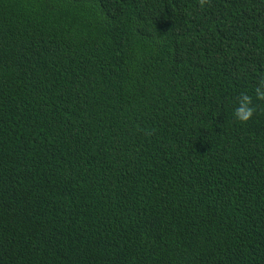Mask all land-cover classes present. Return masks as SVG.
<instances>
[{
	"label": "trees",
	"instance_id": "trees-1",
	"mask_svg": "<svg viewBox=\"0 0 264 264\" xmlns=\"http://www.w3.org/2000/svg\"><path fill=\"white\" fill-rule=\"evenodd\" d=\"M264 0H0V264H264Z\"/></svg>",
	"mask_w": 264,
	"mask_h": 264
},
{
	"label": "clouds",
	"instance_id": "clouds-1",
	"mask_svg": "<svg viewBox=\"0 0 264 264\" xmlns=\"http://www.w3.org/2000/svg\"><path fill=\"white\" fill-rule=\"evenodd\" d=\"M253 98L264 101V78L259 81L253 94H249L247 91H241L236 98V103L232 110V118L235 122L243 124L253 117L255 111Z\"/></svg>",
	"mask_w": 264,
	"mask_h": 264
}]
</instances>
